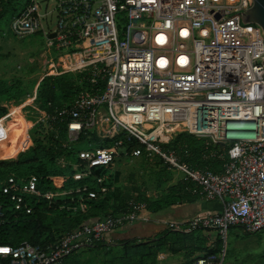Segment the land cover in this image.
Returning a JSON list of instances; mask_svg holds the SVG:
<instances>
[{
    "label": "built area",
    "instance_id": "built-area-1",
    "mask_svg": "<svg viewBox=\"0 0 264 264\" xmlns=\"http://www.w3.org/2000/svg\"><path fill=\"white\" fill-rule=\"evenodd\" d=\"M250 6V0H58L54 24L52 12L41 13L31 0L12 19V33H43L59 53L50 75H80L73 101L40 113L32 127L75 153L55 163L72 167L78 185L42 191L36 175L11 174L2 191L14 209L31 214L33 196L52 201L73 195L84 211L87 200L108 191L109 177L98 170L121 156L159 157L190 183V193L222 201L220 212L164 220L165 228L210 229L224 241L234 226L249 233L264 229V36L258 24L243 22ZM180 132L205 140L203 159L221 160V169L181 160L168 147ZM133 140L138 146L131 149ZM149 215L145 204L131 201L126 212L85 223L55 243L0 244V264H63Z\"/></svg>",
    "mask_w": 264,
    "mask_h": 264
},
{
    "label": "trees",
    "instance_id": "trees-1",
    "mask_svg": "<svg viewBox=\"0 0 264 264\" xmlns=\"http://www.w3.org/2000/svg\"><path fill=\"white\" fill-rule=\"evenodd\" d=\"M21 1L0 0L3 5L13 6L12 10L16 13L11 16V21L31 3V0H26L24 8L18 11L17 5ZM3 10L6 9H2V14ZM2 14H0V19L3 17ZM79 76L77 73L44 76L37 87L34 107L27 105L22 109L18 104L19 100L31 96L37 83L26 84L22 80L9 82L0 78V244L2 245L16 246L25 240L41 244L55 243L66 233L85 223L126 212L129 203L133 200L145 204L151 215H157L172 206L193 203L199 199V196L187 190V187L191 185L185 180H178L176 185L168 187V192L165 195L155 199L140 192L135 196L124 193L118 187L113 188L107 180L104 185L111 187L106 193L99 194L97 198L87 200V209L84 211L79 208L77 201H71L73 195L55 198L52 201L33 196L30 199V204L33 207L31 214L14 209L13 203L2 191L5 180L11 174L18 177L36 175L39 179V188L42 191L69 190L78 185V182L72 177L74 172L72 167L61 168L55 163V159L62 154L75 159V153L72 151L66 153L59 141L54 139L53 134L46 135V139L39 135L40 127L38 125H34L30 131L34 122L31 124L32 120L28 118L27 112L31 109L39 113L51 112L55 106L72 102L79 89ZM7 102L10 103L9 114L8 108L5 106ZM6 117L8 121L4 122ZM19 138L25 140L21 141ZM60 138H65L64 131ZM32 139L33 146L29 148ZM137 146V142L133 140L131 149ZM168 147L175 150L179 158L193 168L207 166L214 171L221 169V160L212 157L207 160L203 159V153L207 150L205 140L198 139L192 134L177 133ZM28 148L29 150H27ZM18 154L17 158L12 159ZM144 159L153 164L157 190L165 189V186L173 180L174 172L159 157L148 159L144 157ZM108 171L109 169H100L97 173H107ZM114 179L118 182L117 175ZM91 187L94 190L98 189L96 185ZM72 207H77V209ZM60 228L64 230V233L58 236ZM205 231L207 230L198 229L184 232L164 228L153 237L145 239H119L113 241V244L104 239L67 256L63 264H74L71 261L75 254L97 248L112 256L103 264H156L157 256L162 251H169L173 254L182 253L187 258L186 262L199 259L192 260L196 253L207 252L206 256H203L207 264H218L220 261L218 255L224 252V240L217 233L215 245L209 249L206 246ZM246 233L249 234V232ZM114 247L118 248L119 254H114L116 253Z\"/></svg>",
    "mask_w": 264,
    "mask_h": 264
},
{
    "label": "rangeland",
    "instance_id": "rangeland-1",
    "mask_svg": "<svg viewBox=\"0 0 264 264\" xmlns=\"http://www.w3.org/2000/svg\"><path fill=\"white\" fill-rule=\"evenodd\" d=\"M26 0H22L18 5V9L24 5ZM40 5L41 13L46 11L52 12L51 17L53 23L57 21V1L58 0H36ZM7 2V1H6ZM10 5L0 3V78L6 79L9 82L22 80L26 84L37 83L42 77L52 74L54 62L57 65L58 51L47 45V40L43 33H37L20 38L14 35L11 31V16L16 13L11 10ZM58 57V58H57ZM36 84V86H37ZM35 90L31 96H27L19 100L20 106L35 105ZM24 106V107H25ZM18 110V109H17ZM27 116L31 119V124L36 123L41 116L39 112L31 109L27 112ZM27 118V119H28ZM7 117L4 122H7ZM32 130V129H31ZM32 138V135H31ZM21 141L24 138H19ZM33 141V139H32ZM32 145L29 147L31 148ZM82 148L83 145H77L74 149ZM29 148L27 150H29ZM19 154L12 158L15 159ZM153 164L144 159V157L127 158L119 157L115 163L109 168L106 176L109 177L106 181L115 188L118 187L124 193L132 196L145 193L152 197L159 195L165 189L157 190L155 178L153 175ZM118 176V182L114 179ZM180 177V173L176 172ZM109 186V187H111ZM108 187V188H109ZM134 201V200H133ZM64 233L60 228L57 235ZM207 238V248H212L215 245L217 233L214 230L204 232ZM226 241H224V252L218 255L219 264H264V229H260L253 233H246L241 226H234L228 230ZM115 255L118 253V248L114 247ZM207 252L196 253L192 260L203 258ZM182 257L183 255L180 254ZM112 256L107 255L102 249L85 250L72 257L74 264H103ZM182 258L181 261H186Z\"/></svg>",
    "mask_w": 264,
    "mask_h": 264
},
{
    "label": "crops",
    "instance_id": "crops-1",
    "mask_svg": "<svg viewBox=\"0 0 264 264\" xmlns=\"http://www.w3.org/2000/svg\"><path fill=\"white\" fill-rule=\"evenodd\" d=\"M24 6L25 5H22V7L18 9V11H21L24 8ZM12 7H11V10H12ZM35 94H37L36 90H35ZM35 99H36V95H35ZM9 104L10 103L8 102L5 103V106L8 108V114L10 112ZM24 106L25 105L20 106V108L22 109ZM30 131H29V134H30ZM174 174L175 175H174L173 180L170 181L167 186H165L166 189L161 194L156 195L155 197H152L150 194H146V195L152 199L159 198L162 195H165L168 192L167 190L169 186L176 185L178 180H183L181 177H178L176 173ZM142 194H145V193L142 192ZM221 210H222V201L220 199L206 200V199H202L199 197V199L193 203H183V204L175 205L157 215L150 214L148 221H136L132 224H127L123 226L122 228L116 230L115 232L111 233L109 236H107L106 240L109 243L112 242L113 244V241L119 240V239L150 238L165 228L163 224L164 220H167L169 222L183 221V220H188L196 215L217 213V212H220ZM180 254H173L169 251H162L157 256L156 264H181V263L186 262V261H181L182 258L184 259L186 258L184 254H182L183 257Z\"/></svg>",
    "mask_w": 264,
    "mask_h": 264
},
{
    "label": "water",
    "instance_id": "water-1",
    "mask_svg": "<svg viewBox=\"0 0 264 264\" xmlns=\"http://www.w3.org/2000/svg\"><path fill=\"white\" fill-rule=\"evenodd\" d=\"M250 4H251L250 8L243 13V22L244 24L247 23L258 24L262 28L263 36H264V0H250ZM43 78L44 77H42L41 80ZM38 86L39 83L36 86V91Z\"/></svg>",
    "mask_w": 264,
    "mask_h": 264
},
{
    "label": "bare ground",
    "instance_id": "bare-ground-1",
    "mask_svg": "<svg viewBox=\"0 0 264 264\" xmlns=\"http://www.w3.org/2000/svg\"><path fill=\"white\" fill-rule=\"evenodd\" d=\"M67 65H70L69 62H67ZM82 146V145H81ZM84 147V146H83ZM81 148V147H80ZM123 157V156H122ZM127 159V158H126ZM221 237V236H220ZM228 237V236H227ZM111 238V237H110ZM222 239V238H221ZM223 240V239H222Z\"/></svg>",
    "mask_w": 264,
    "mask_h": 264
}]
</instances>
